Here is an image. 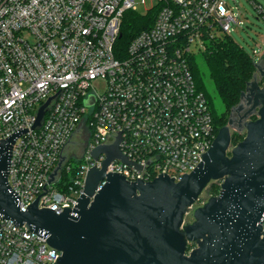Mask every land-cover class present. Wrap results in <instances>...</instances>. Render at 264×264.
<instances>
[{
  "label": "built area",
  "instance_id": "obj_1",
  "mask_svg": "<svg viewBox=\"0 0 264 264\" xmlns=\"http://www.w3.org/2000/svg\"><path fill=\"white\" fill-rule=\"evenodd\" d=\"M151 1L153 24L124 48L123 18L138 9L136 0H0V139L29 129L15 140L8 174L23 211L44 192L39 208L74 209L89 168L106 159L91 151L113 144L120 130V150L143 167L116 158L106 172L129 181L161 173L178 181L213 145L211 101L189 57L195 42L204 51L207 40L241 21L227 0ZM256 7L264 20V7ZM0 229V264H54L62 255L25 224L1 218Z\"/></svg>",
  "mask_w": 264,
  "mask_h": 264
},
{
  "label": "water",
  "instance_id": "obj_2",
  "mask_svg": "<svg viewBox=\"0 0 264 264\" xmlns=\"http://www.w3.org/2000/svg\"><path fill=\"white\" fill-rule=\"evenodd\" d=\"M255 64L264 78L260 64ZM245 95L252 96L253 106L243 118L258 109L257 118L245 122L246 136L230 152L232 118L220 128L200 163L180 180L161 173L151 181L139 177L129 181L121 172H106L116 158L143 167L120 150V130L113 144H100L91 151L96 160L106 154L102 168H89L78 204L74 209L64 206L61 213L39 208L46 192L25 211L20 208V196L8 182L15 140L29 131L18 129L0 139V219L25 224L60 250L54 264H264V81H250L241 99ZM94 101L91 96L86 104ZM48 103L41 107L35 125ZM60 166L61 162L57 170ZM105 178L106 184L97 190ZM216 180L222 181L220 193L195 210L193 223L185 224L188 209ZM192 243L196 246L189 250Z\"/></svg>",
  "mask_w": 264,
  "mask_h": 264
},
{
  "label": "trees",
  "instance_id": "obj_3",
  "mask_svg": "<svg viewBox=\"0 0 264 264\" xmlns=\"http://www.w3.org/2000/svg\"><path fill=\"white\" fill-rule=\"evenodd\" d=\"M154 17L155 11L148 13H141L137 10L127 11L123 18L119 44L125 48L137 33L153 24ZM202 55L208 69V75L213 81L217 95L224 105L223 112L218 111L207 90L204 79L205 73L200 68L197 56L191 55L189 61L198 87L203 89L210 98L218 133L220 128L226 125L233 108L237 107L241 102L242 92L246 90L247 84L254 80L257 67L252 55L234 41L229 34H221L214 39L207 40L206 48L202 51ZM253 118L256 119L257 116L254 115ZM238 135L239 133H234L231 139L235 140ZM69 175L67 171L63 170V179H69ZM213 190L214 196L218 195L221 185L215 186ZM194 246L195 244L192 243L188 249L190 250Z\"/></svg>",
  "mask_w": 264,
  "mask_h": 264
},
{
  "label": "rangeland",
  "instance_id": "obj_4",
  "mask_svg": "<svg viewBox=\"0 0 264 264\" xmlns=\"http://www.w3.org/2000/svg\"><path fill=\"white\" fill-rule=\"evenodd\" d=\"M138 3L137 11L141 13H146L148 8L153 7L154 5H157V2L153 3L151 0H147V4L144 5L141 3V0H136ZM227 2L233 6L235 15L238 17V19L241 21L240 24L233 23L232 24V31L229 34L234 41H236L240 46H242L248 53L252 54L254 49L258 50V54L255 57L256 63L260 61L261 57L264 56V20L261 18L259 14V10L256 7L257 5H262L264 7V0H227ZM257 4V5H256ZM199 44L195 42L193 44L194 53L197 56V59L199 61L200 68L205 73L204 79L205 84L207 87V90L209 94L211 95L214 104L219 112L224 111V105L217 95V92L215 90V86L213 84V81L211 80L210 76L208 75V69L206 67V64L203 60L202 51L198 47ZM260 68L264 71V59L262 63L260 64ZM256 76H258L260 80V84H263L264 78L261 76V73L257 70ZM249 110V108H244L241 115L244 116V114ZM257 111L254 113L257 116ZM253 114V113H252ZM251 113L248 114V116L244 119L239 120L238 115L234 112L231 113L229 116L228 121L226 122V125H229L230 118L233 119V123L229 125L230 127V133L231 137L234 133H239L238 136L235 137V140L231 139L230 144V150L233 149L240 141H242L246 136V128H245V122L248 119H254ZM239 120V122H238ZM239 123L240 126H239ZM69 149H73L72 146L69 147ZM221 180L211 181L208 183V185L205 187L203 192L201 193L198 200L192 205L191 208L188 209L187 213L184 216V223L189 224L193 223L195 221L194 212L197 208L204 206L211 197L214 196V190L213 188L217 185H221ZM191 245V244H189Z\"/></svg>",
  "mask_w": 264,
  "mask_h": 264
},
{
  "label": "flooded vegetation",
  "instance_id": "obj_5",
  "mask_svg": "<svg viewBox=\"0 0 264 264\" xmlns=\"http://www.w3.org/2000/svg\"><path fill=\"white\" fill-rule=\"evenodd\" d=\"M254 79H256L259 83H260V80H259V78H258V76H255V78ZM247 95H249V93H247ZM247 95H245L244 97H243V99H241V102L239 103V105L236 107V109L233 111L234 112V114L236 113L237 115H238V117H239V120L240 121H242L241 119H244L243 118V116L241 115V113H242V111L244 110V108H251L252 106H253V103L251 102H249V98L251 97L252 98V96H247ZM253 99V98H252ZM252 115H255L254 113H256V109L255 110H253L252 111ZM233 114V113H232ZM239 120H238V122H239ZM240 124V123H239Z\"/></svg>",
  "mask_w": 264,
  "mask_h": 264
}]
</instances>
